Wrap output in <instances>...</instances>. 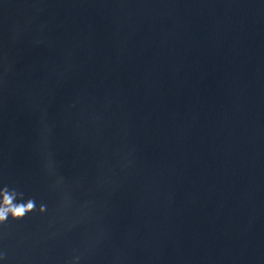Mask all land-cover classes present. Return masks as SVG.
Segmentation results:
<instances>
[{"label": "water", "instance_id": "1", "mask_svg": "<svg viewBox=\"0 0 264 264\" xmlns=\"http://www.w3.org/2000/svg\"><path fill=\"white\" fill-rule=\"evenodd\" d=\"M0 264H264V0H0Z\"/></svg>", "mask_w": 264, "mask_h": 264}, {"label": "clouds", "instance_id": "2", "mask_svg": "<svg viewBox=\"0 0 264 264\" xmlns=\"http://www.w3.org/2000/svg\"><path fill=\"white\" fill-rule=\"evenodd\" d=\"M46 206H37L34 199L24 200V194L7 185L0 186V224L11 220H20L29 213L43 214ZM2 258V257H0Z\"/></svg>", "mask_w": 264, "mask_h": 264}]
</instances>
